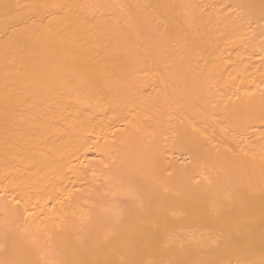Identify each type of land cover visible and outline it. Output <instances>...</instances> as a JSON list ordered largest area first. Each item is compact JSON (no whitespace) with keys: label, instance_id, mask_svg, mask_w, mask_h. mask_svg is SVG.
Here are the masks:
<instances>
[{"label":"bare ground","instance_id":"6f19581e","mask_svg":"<svg viewBox=\"0 0 264 264\" xmlns=\"http://www.w3.org/2000/svg\"><path fill=\"white\" fill-rule=\"evenodd\" d=\"M0 264H264V0H0Z\"/></svg>","mask_w":264,"mask_h":264}]
</instances>
